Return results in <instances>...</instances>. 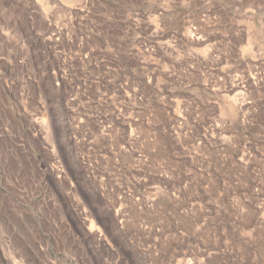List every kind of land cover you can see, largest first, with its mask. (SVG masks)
I'll return each mask as SVG.
<instances>
[{
  "label": "rangeland",
  "instance_id": "374dc122",
  "mask_svg": "<svg viewBox=\"0 0 264 264\" xmlns=\"http://www.w3.org/2000/svg\"><path fill=\"white\" fill-rule=\"evenodd\" d=\"M0 264H264V0H0Z\"/></svg>",
  "mask_w": 264,
  "mask_h": 264
}]
</instances>
